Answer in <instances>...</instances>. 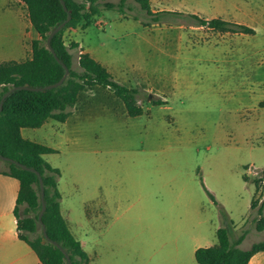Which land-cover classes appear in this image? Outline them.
Masks as SVG:
<instances>
[{"label":"rangeland","instance_id":"rangeland-1","mask_svg":"<svg viewBox=\"0 0 264 264\" xmlns=\"http://www.w3.org/2000/svg\"><path fill=\"white\" fill-rule=\"evenodd\" d=\"M10 1L0 0V62L19 55L26 30ZM151 7L184 15L155 23L129 0L124 11L103 10L107 24L78 35L115 81L139 90L141 115L129 116L110 89L88 87L65 122L22 129L54 149L43 158L60 172L61 213L90 264H170L172 252L197 264L195 247L216 245L226 227L232 240L246 233L243 249L264 241L256 229L264 183L246 174L251 165L264 171V0H151ZM190 14L258 32L225 35L194 26ZM73 42L66 38L78 68ZM0 170H9L5 160ZM41 233L39 224L28 236Z\"/></svg>","mask_w":264,"mask_h":264},{"label":"trees","instance_id":"trees-1","mask_svg":"<svg viewBox=\"0 0 264 264\" xmlns=\"http://www.w3.org/2000/svg\"><path fill=\"white\" fill-rule=\"evenodd\" d=\"M26 3L30 20L40 38L33 41V59L23 63L7 61L0 63V100L14 86L43 87L59 81L65 73L63 64L69 69L64 83L56 88L45 91L21 89L10 94L3 103L0 112V155L14 159L40 173L45 186L46 210L42 220L46 225L48 237L59 243L70 255L72 264H90V257L84 250L81 241L70 231L66 219L61 214V193L58 188L60 172L47 163L43 155L54 152V149L22 136L23 128H39L47 120L54 119L65 122L68 109L75 106L86 88H108L120 97L125 104L129 116L136 117L143 109L136 105L139 90L124 86L113 78L112 74L89 53L80 54L78 68L74 67V54L66 45L64 33L69 27L87 28L95 23L103 10L124 11L129 0H64L71 20L51 40L60 62L47 48L46 41L50 31L65 21L68 12L60 0H22ZM156 23L163 14H184L172 11L153 12L151 0H133ZM194 26L208 27L222 33L255 34V30L243 24L233 23L222 18L205 19L190 14ZM74 44L73 47H77ZM161 105L162 100L155 101ZM10 175L20 179V191L15 213L21 239L28 242L38 254L43 264H68L61 250L49 242L43 230L35 241L28 234L37 231L40 224L38 217L42 209L39 177L36 173L23 169L13 162L6 161ZM264 177V172H263ZM23 208V215L20 207ZM252 209L256 203H252ZM264 201L257 209L260 217L256 229L264 231ZM41 225V224H40ZM42 227V226H41ZM218 243L211 247H200L195 252L198 264H248L251 258L264 251V241L254 243L250 248L243 249L241 244L246 233L232 240L229 228L217 230Z\"/></svg>","mask_w":264,"mask_h":264},{"label":"crops","instance_id":"crops-1","mask_svg":"<svg viewBox=\"0 0 264 264\" xmlns=\"http://www.w3.org/2000/svg\"><path fill=\"white\" fill-rule=\"evenodd\" d=\"M7 7H11L14 10V12L18 15V17L24 21L26 30H25V32H23V37L20 39V41H18V44H19L18 53H19V55L18 56L15 55L14 57H12V59H9V60H2L0 63L7 62V61H15L18 63L30 61L33 59V41L35 39H39L40 36L36 32V30L34 29V27L32 25V22L30 20V14L28 11V7H27L26 3L21 1V0H11L10 3L7 5ZM105 11L107 12L109 10H105ZM97 18L98 19L93 24L98 25V26L101 23H103L104 25L107 24L106 20H104V13H101V15ZM227 21H229V20H227ZM230 22L242 24V23H238V22H234V21H230ZM243 25H246L248 27L253 28L256 33L258 32V30H256V28L254 26L247 25V24H243ZM87 28H82L81 26L69 27L64 33V40H65V43H66V38L74 41L73 43L78 45L76 48L78 50L79 55L83 54V53H89L93 57V55L89 51V49H86L80 43V41L78 39L79 33L82 30H85ZM256 33L255 34H243V33H229L228 32V33H225V35H227V34L228 35L240 34V35H244V36H254V35H257ZM66 45H67V43H66ZM93 58L95 59V57H93ZM99 63H101V62H99ZM103 66L106 67L105 65H103ZM107 70H108V68H107ZM151 88H155V87L151 86ZM49 120H54V119H49ZM46 122H48V120ZM21 133L23 136V130H21ZM26 139H28V138H26ZM20 185H21V182H20V179L18 177L10 175V174L0 170V264H43L42 261L40 260L39 256H38V254L36 253V251L32 248V246L28 242H26L25 240L21 239V237H20V230L18 227V217L15 213V208L17 205L19 191H20ZM67 224H68V221H67ZM68 227H69V224H68ZM69 229H70V227H69ZM70 231H71V229H70ZM83 248H84V246H83ZM198 248H200V247H195L194 252H196V250ZM170 254L171 253H169V252H158V253H156V256L158 257V259H163V258H167ZM171 255H172V258L169 257V258H171L170 264H182L180 261L181 260L180 253L172 252ZM195 260H196V258H195ZM90 261H91V257H90ZM158 264H162V263L158 262ZM248 264H264V251H261V252L255 254L251 258V260L249 261Z\"/></svg>","mask_w":264,"mask_h":264},{"label":"water","instance_id":"water-1","mask_svg":"<svg viewBox=\"0 0 264 264\" xmlns=\"http://www.w3.org/2000/svg\"><path fill=\"white\" fill-rule=\"evenodd\" d=\"M60 1H61L62 5H63L65 11L68 12V16H67V18H66L65 21L61 22L59 25H57L56 27H54V28L50 31V33H49V35H48V38H47V41H46L47 48H48V49L50 50V52L54 55V57L56 58V60H57L58 62H60V60H59V58L57 57V55H56L54 49L52 48L51 40H52V38H53V37H54V36H55L60 30H62V29L66 26V24H67V23L71 20V18H72L71 13H70V12L68 11V9H67V6H66V4H65V1H64V0H60ZM63 67H64V69H65V73H64V75L62 76V78H61L59 81H57V82H55V83H53V84H49V85H47V86H43V87H29L28 84H25V85H23V86H14V87L10 88V89H9V90H8L3 96H2V98H1V100H0V112L2 111L4 100H5L10 94H12L14 91L21 90V89H30V90H33V91H45V90H49V89H53V88H56V87L61 86V85L64 83V81L67 79L68 75H69V69H68V67H67L65 64H63ZM0 159L5 160V161L13 162L14 164L20 166L21 168L26 169V170H29V171H32V172H34V173H36V174L38 175V177H39V184H40V197H41V203H42V209H41V212H40L39 217H38L39 223H40L41 226H42V230H43V233H44V236L46 237V239H47L49 242H51L53 245H55L56 247H58V248L61 250V252L65 255V258H66V261H67L68 264H72V261H71L70 255L67 253V251H66V250H65V249H64L59 243H57V242H55V241H52V240L48 237V235H47V232H46V225L44 224V222H43V220H42L43 214H44V212H45V210H46V203H45V186H44L43 178H42V176L40 175V173H39L38 171H36V170H34V169H32V168H30V167H28V166L22 164V163H20V162L14 160V159L9 158V157H5V156H3V155H0Z\"/></svg>","mask_w":264,"mask_h":264},{"label":"built area","instance_id":"built-area-1","mask_svg":"<svg viewBox=\"0 0 264 264\" xmlns=\"http://www.w3.org/2000/svg\"><path fill=\"white\" fill-rule=\"evenodd\" d=\"M263 172L262 174H259V172L257 171V168L253 165L249 166L248 169L246 170L247 175L257 177L260 181L264 183Z\"/></svg>","mask_w":264,"mask_h":264}]
</instances>
